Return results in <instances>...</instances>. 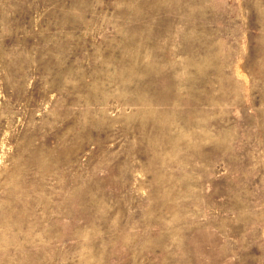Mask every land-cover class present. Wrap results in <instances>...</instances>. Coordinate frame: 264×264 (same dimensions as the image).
<instances>
[{
    "label": "rangeland",
    "instance_id": "obj_1",
    "mask_svg": "<svg viewBox=\"0 0 264 264\" xmlns=\"http://www.w3.org/2000/svg\"><path fill=\"white\" fill-rule=\"evenodd\" d=\"M0 264H264V0H0Z\"/></svg>",
    "mask_w": 264,
    "mask_h": 264
}]
</instances>
